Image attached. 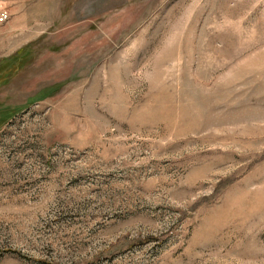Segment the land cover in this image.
Returning a JSON list of instances; mask_svg holds the SVG:
<instances>
[{
	"label": "rangeland",
	"instance_id": "rangeland-1",
	"mask_svg": "<svg viewBox=\"0 0 264 264\" xmlns=\"http://www.w3.org/2000/svg\"><path fill=\"white\" fill-rule=\"evenodd\" d=\"M0 264H264V0H0Z\"/></svg>",
	"mask_w": 264,
	"mask_h": 264
},
{
	"label": "built area",
	"instance_id": "built-area-1",
	"mask_svg": "<svg viewBox=\"0 0 264 264\" xmlns=\"http://www.w3.org/2000/svg\"><path fill=\"white\" fill-rule=\"evenodd\" d=\"M8 18V14H7V12H2L1 13V19H0V21H4V20H6Z\"/></svg>",
	"mask_w": 264,
	"mask_h": 264
}]
</instances>
